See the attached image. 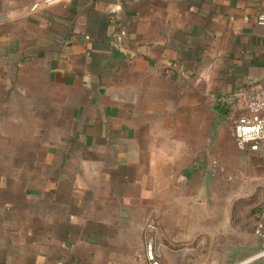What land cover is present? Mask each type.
<instances>
[{
  "label": "crops",
  "instance_id": "0c3cea01",
  "mask_svg": "<svg viewBox=\"0 0 264 264\" xmlns=\"http://www.w3.org/2000/svg\"><path fill=\"white\" fill-rule=\"evenodd\" d=\"M262 15L264 0H0V264L262 250L264 156L221 104L264 86Z\"/></svg>",
  "mask_w": 264,
  "mask_h": 264
},
{
  "label": "built area",
  "instance_id": "2783aa9c",
  "mask_svg": "<svg viewBox=\"0 0 264 264\" xmlns=\"http://www.w3.org/2000/svg\"><path fill=\"white\" fill-rule=\"evenodd\" d=\"M49 2L54 0H47ZM259 23L264 25V15L259 17ZM125 32L114 35L117 45H120ZM221 104L227 108L233 117V134L240 150L250 149L264 156V86L250 85L240 88L231 97L223 98ZM222 167L218 162L213 164V173H219ZM264 212V195L261 202ZM255 233L261 239L263 249L253 257L237 264H252L264 258V220L260 219L255 226ZM147 256L151 264H159L155 257V248L151 241L147 243Z\"/></svg>",
  "mask_w": 264,
  "mask_h": 264
},
{
  "label": "rangeland",
  "instance_id": "374dc122",
  "mask_svg": "<svg viewBox=\"0 0 264 264\" xmlns=\"http://www.w3.org/2000/svg\"><path fill=\"white\" fill-rule=\"evenodd\" d=\"M259 191H260L261 198H263V195H264V183L261 184ZM261 202H262V199H261ZM254 232H255V227H254ZM261 244H262V241H261Z\"/></svg>",
  "mask_w": 264,
  "mask_h": 264
}]
</instances>
